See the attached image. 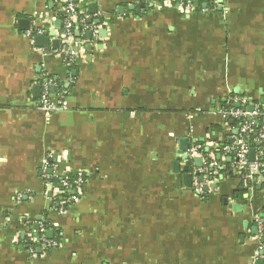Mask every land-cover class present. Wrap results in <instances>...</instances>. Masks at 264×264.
<instances>
[{
    "label": "crops",
    "instance_id": "obj_1",
    "mask_svg": "<svg viewBox=\"0 0 264 264\" xmlns=\"http://www.w3.org/2000/svg\"><path fill=\"white\" fill-rule=\"evenodd\" d=\"M64 1L0 0V264L260 262L264 183L240 178V125L218 110L243 98L264 113V0H217L214 12L209 0L195 11L72 0L97 27L76 24L73 67L58 55ZM20 21L45 30L49 47L32 45ZM43 76L68 106L49 120L38 109ZM182 140L202 146L207 198L183 178L199 169L190 162L185 172ZM48 154L61 178L81 174L76 202L61 206L59 183L46 182ZM44 222L56 248L38 242Z\"/></svg>",
    "mask_w": 264,
    "mask_h": 264
},
{
    "label": "built area",
    "instance_id": "obj_2",
    "mask_svg": "<svg viewBox=\"0 0 264 264\" xmlns=\"http://www.w3.org/2000/svg\"><path fill=\"white\" fill-rule=\"evenodd\" d=\"M166 1L168 3H171V1L176 2L178 4V7L185 11H195V9L200 10V4L206 3L208 0ZM209 1H211L212 12L216 11V8L218 6L217 0ZM62 10L65 14V19L63 27L57 35V38L60 42L58 55L66 66L73 67L77 63L79 50L73 36L76 24H79L84 33L88 31L89 28H91L95 33L97 31V27H90L86 25V21L88 20L89 16L80 6L72 2V0H65ZM204 12H207V10L205 9ZM44 33L46 32L43 29L34 28L28 31L27 37L30 40L31 44L35 46L36 38L38 36L44 35ZM84 43V41H81L80 44L82 45ZM36 50L41 54H45L43 49L37 48ZM56 87L57 84L53 81V79L48 78L47 76H43L41 85L42 93L38 102V109L48 120L54 113L68 109L67 103L63 100L62 95L60 97V100L54 101V93L52 92V90H55ZM248 107V100L243 98H230L227 100L226 106L221 107L218 110V114L225 120H236L238 122H241L238 129V134L235 136L233 141L236 159L235 167L242 181L248 187L253 188L258 184L264 183V148H261V146L264 144V113H262L261 110L256 106H254L255 110L253 112H249ZM258 117H262L263 122L261 125V129L258 132V137L254 141L258 144V147L255 149V161L251 162L249 154L253 148L249 140L250 135L255 131V127L257 126L256 119ZM202 150V146L192 147L187 152L189 161L193 162L195 158L201 155ZM226 151L229 152L230 148L227 147ZM52 159V154H48L47 158L43 162L44 178L46 179V182H49L51 180L58 181L59 186L62 190L60 192V196H65V200H63L60 205H70L73 202H76L78 200V197L81 195L84 181L81 174H78V176L75 177V181L73 183H70L68 179L69 177L61 178L57 173V167L52 164ZM197 172L200 175H196ZM207 172L208 168L205 167L194 172V181L192 188L193 192L198 196H203L206 193L205 188H210V184L206 176ZM200 178H202V181H200ZM256 223L258 230L262 235L264 232V221L257 218ZM40 231L41 234L38 237V242H40L46 249L56 248L58 246V242L49 240L46 237V229L42 224L40 225ZM260 250L261 251L257 254V260L264 263L263 245L260 246ZM30 252L34 258L37 257V254L34 252V250H30Z\"/></svg>",
    "mask_w": 264,
    "mask_h": 264
},
{
    "label": "water",
    "instance_id": "obj_3",
    "mask_svg": "<svg viewBox=\"0 0 264 264\" xmlns=\"http://www.w3.org/2000/svg\"><path fill=\"white\" fill-rule=\"evenodd\" d=\"M74 2L75 3H77V0H74ZM89 9H90V12L92 13V14H96L97 13V10H96V6H94V5H90L89 6ZM89 23H92L90 20L88 21ZM100 21H96V22H94V24L96 25V26H98V25H100ZM20 24H22L23 25V28L22 29H25V30H30V28H29V23L28 22H25V21H20ZM60 25H59V23L57 22V24H56V27H59ZM99 34H105V30H100L99 31ZM91 36H92V33H89V38H91ZM50 37H55V32H52L51 33V35H50ZM36 44L39 46V47H45V48H47V47H49V44H50V40H49V36H48V34H46V35H44V36H38L37 38H36ZM59 45V42L56 40V41H54L53 42V47H54V49H57V46ZM37 91H38V95L40 96V94L42 93V90H41V88L40 87H38L37 89H36ZM52 92L54 93V90H52ZM261 103L264 105V100H261ZM248 110H249V112H253L254 110H255V107H254V105H251V106H249L248 107ZM235 134L237 135L238 134V130L235 132ZM188 142H186V140H182L181 141V146H180V149H179V155H181V156H183V158H184V161L187 163V166L185 167V172L186 173H188L189 172V169H190V167H189V164H190V161H189V158H188V156H187V152L189 151V145L187 146L186 144H187ZM185 144V145H184ZM255 156H256V152H255V150L254 149H252L251 151H250V154H249V158H250V161L251 162H254L255 161ZM193 162L195 163V165H196V168H198V169H202L203 167H204V160L201 158V157H197V158H195L194 160H193ZM178 165H180L179 163H176L175 164V166H174V168H175V171H177V168H178ZM51 173V172H50ZM177 174H180V171H178V172H176ZM196 175H200V174H198V172L196 173ZM184 179H185V181L187 182V186H188V189L189 190H191L192 192H193V188H192V185H193V181H194V176L191 174V175H187V176H184L183 177ZM200 181H202V178H200ZM213 188H216V186H213ZM205 191H208V188H205ZM41 219L39 218V221H40ZM37 230H39L40 229V225L39 224H37L36 225V227H35ZM253 232H254V234H257V229L256 228H254L253 229ZM51 233L52 232H49V233H47L46 235H48V238L50 239V237H51ZM256 264H264L262 261H260V262H257Z\"/></svg>",
    "mask_w": 264,
    "mask_h": 264
},
{
    "label": "trees",
    "instance_id": "obj_4",
    "mask_svg": "<svg viewBox=\"0 0 264 264\" xmlns=\"http://www.w3.org/2000/svg\"><path fill=\"white\" fill-rule=\"evenodd\" d=\"M200 7L201 8H203V3L202 4H200ZM61 14V17H62V19H64L65 18V15L63 14V12L62 13H60ZM64 15V16H63ZM50 78V77H49ZM56 83V82H55ZM57 84V83H56ZM226 103H227V101H225L223 104H222V107H225L226 106ZM262 112V111H261ZM256 122H257V126L255 127V131L250 135V140H249V142H250V144L252 145V148L255 150L257 147H258V144L257 143H255L254 141H255V139L258 137V132H259V130L261 129V125H262V122H263V118L262 117H258L257 119H256ZM240 123L241 122H236V124L237 125H240ZM261 148H264V144L261 146ZM69 181H70V183H73L74 181H75V177L74 176H71V175H69ZM58 182V181H57ZM62 197H65V196H62ZM203 198H207V194H205V195H203L202 196ZM42 225L45 227V229L47 230V225L48 224H46L45 222L44 223H42Z\"/></svg>",
    "mask_w": 264,
    "mask_h": 264
}]
</instances>
